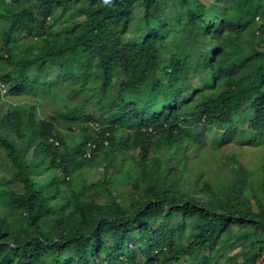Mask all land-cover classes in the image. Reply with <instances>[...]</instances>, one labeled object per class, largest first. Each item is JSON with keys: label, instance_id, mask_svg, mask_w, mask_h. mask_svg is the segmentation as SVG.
Listing matches in <instances>:
<instances>
[{"label": "trees", "instance_id": "obj_1", "mask_svg": "<svg viewBox=\"0 0 264 264\" xmlns=\"http://www.w3.org/2000/svg\"><path fill=\"white\" fill-rule=\"evenodd\" d=\"M2 19L0 264L264 258V158L222 153L264 147V0H0Z\"/></svg>", "mask_w": 264, "mask_h": 264}, {"label": "rangeland", "instance_id": "obj_2", "mask_svg": "<svg viewBox=\"0 0 264 264\" xmlns=\"http://www.w3.org/2000/svg\"><path fill=\"white\" fill-rule=\"evenodd\" d=\"M10 10H7L6 13H9ZM251 14V12L249 13ZM255 17V16H254ZM252 17L250 16L245 22H244V26L248 25L250 23V19ZM75 24V21L71 20L69 23H63L62 24V27L64 29H71L72 26H74ZM5 26V22L4 20L2 19V21H0V28H3ZM175 30H173L172 32H174ZM173 34H176L175 32ZM187 33L186 32H182V34L180 33V36L183 38L184 36H186ZM173 36H171L169 38V43L167 45V49H171L172 50V47L173 45H177L180 41H182V38H177L176 36L174 38H172ZM246 37V31L245 30H242L240 33H238L237 35H228L226 36L225 38L222 39V42L224 45H227L229 43H232L235 41V38H238L242 41V39H244ZM185 38V37H184ZM1 42V40H0ZM13 44H16V43H13ZM12 44V45H13ZM23 44L22 42L21 43H18L16 44V46L13 47V49L11 50V52L16 55L18 52L21 51L20 49V45ZM167 53H170V50H167ZM0 87H2V85H0ZM1 93H2V96H6V90H1ZM9 98L10 100H13V96L9 95ZM107 105V104H106ZM68 140V144L69 145H72L73 143V135L70 134V136H68L67 138ZM236 153L238 152V159L239 161L244 164V165H247V166H250V165H257L261 162V160L264 158V147H254V148H250L249 146H246V147H242V148H239L237 147L236 145L234 144H230L224 148H222V153L223 154H227V153ZM223 161H226L225 159H223ZM85 177L87 178L88 182H94L96 181L97 179L99 178H102V168L99 166V165H95L94 167L90 168L89 171L86 172V175ZM46 180V179H45ZM109 186H114V184L112 183H109L108 184ZM125 189L124 186L122 185H117L116 186V191L119 192L121 190ZM93 191L90 190V193H92ZM120 197L119 193H118V198ZM121 199V198H120ZM95 200L99 203L102 202V198L101 197H98V195L96 194L95 195ZM224 260V258H223ZM233 262V261H232ZM255 264H264V258H259L257 259V261L255 262Z\"/></svg>", "mask_w": 264, "mask_h": 264}]
</instances>
